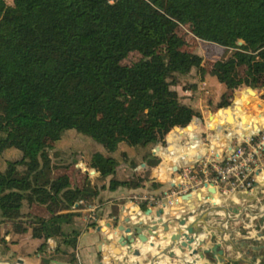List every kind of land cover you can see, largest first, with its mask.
I'll list each match as a JSON object with an SVG mask.
<instances>
[{
  "label": "trees",
  "instance_id": "obj_1",
  "mask_svg": "<svg viewBox=\"0 0 264 264\" xmlns=\"http://www.w3.org/2000/svg\"><path fill=\"white\" fill-rule=\"evenodd\" d=\"M10 1L0 0V157L8 148L20 150L21 157L6 159L0 168V224L9 223L8 233L41 239L36 250H52L44 263L60 253L75 264L79 232L66 233L63 225L80 215V201L97 197L89 177L109 190L141 187L135 176L139 165L159 160L147 146L163 143L181 112L188 113L183 125L200 116L171 88L179 75L194 70L201 78H216L228 98L219 99L214 111L229 105L233 91L264 86V0ZM174 20L187 24L198 39L233 52L208 68L200 54L185 49L188 41ZM134 51L142 60L122 63ZM244 100L243 94L236 99L238 107ZM222 112L227 111L212 118ZM262 124L264 119L256 118L252 131ZM68 129L102 149L84 157L81 186L66 173L52 176L56 164L49 150ZM121 164L130 174L120 172ZM24 201L42 206L48 216L24 213ZM140 206L148 208L147 202Z\"/></svg>",
  "mask_w": 264,
  "mask_h": 264
},
{
  "label": "crops",
  "instance_id": "obj_2",
  "mask_svg": "<svg viewBox=\"0 0 264 264\" xmlns=\"http://www.w3.org/2000/svg\"><path fill=\"white\" fill-rule=\"evenodd\" d=\"M209 76L211 77L212 75H209ZM258 88H259L258 86L253 87V92L251 94L257 93ZM221 98L223 99L228 98L227 91L225 90V88H222L221 90L220 99ZM251 98L245 97V100L244 102H242V105L240 104V107H238V105L235 106V109L232 110V114H230L229 112H222V113L217 114L218 117L217 115H215L213 118H211L212 120H210L212 121L213 126L218 125V124L222 125L220 122L221 120L227 123L231 122L232 121L231 117H233V121H232L233 124H231V126H235V127L241 126L244 123V120H251V122H253V125H254L255 121H253V119L255 118L264 119V98L256 97L254 104L251 105L250 108L245 109L244 106L247 104V102ZM229 99L230 101H232V97H230ZM180 101L188 105L193 111L200 114V116L193 115L192 118L206 117L207 114L209 113L208 110H205L207 104L203 102L202 99L201 100L200 99L191 100L190 98H187L186 100H182L180 98ZM187 118H188V113L181 112L176 119V124L174 127L184 128L185 126L189 125L192 119L189 122H187L185 125L182 124L187 120ZM196 125H199V124L196 123ZM207 125L209 127V122ZM260 126H264V124ZM192 129L193 128L191 127L185 132H182V134H184L188 138L187 134L190 131H192ZM250 131H252V129ZM229 133H230V130L228 129L227 134ZM227 134L223 136V138H220L219 141L213 140L212 146L211 147L209 146L211 149L214 150V153H213L214 158H209L208 155L201 156L204 153L205 148H203L199 142H196V146L189 147L190 149L187 150L186 149L188 147L187 144H190L192 140L190 137H189V140L187 139V142H186L187 144L185 145L187 147H184L185 149H181V150H180V146L177 144L178 140L177 139L174 140L175 150L172 153L170 152V154H165L164 152L157 151L155 148L156 145L155 146L148 145L147 149L151 152V154L157 156L159 160L157 161V163L152 162L149 167L146 166L145 163H141L139 165L140 168L136 170L135 176H136L137 181L142 184L141 187H137V188L118 187L116 190H109L107 188H100V186L103 184L102 180L95 181L94 183L97 185L99 189L98 195L94 199V202H93V205L97 207L96 214H97L98 221L95 223H96V226L97 225L104 226L105 231L102 232L100 230H96V226L94 227L95 230L102 232V236H104L108 234V227L113 221H116L117 224L123 223V221L121 220V216L124 213L129 214L132 208V206L130 208H126L124 205L128 203L129 201H133L132 195L134 194L141 195V196H147L149 198L160 200V203H154L151 201H147L148 207H151L150 203H153L151 207V214L153 215L154 218H155V212L158 210V208L161 207V203L164 201L167 202V207L164 208V213H163L164 219H167L169 213H173V215L178 217L188 212L189 211L188 203L186 201H177V200L175 201L174 198H172L170 202L169 200L171 197L170 196L168 197V195H171L172 192L177 191L180 188V186H178L180 184L179 176H180V171L183 167L185 166L186 167H196V169L199 171L201 167H203L204 162L212 161V160L213 161L222 160L227 155L230 149L235 145V142L233 139L227 140L228 139ZM229 137H232V134H230ZM101 150H96V151H101ZM120 167H121L120 172L123 175L127 176L128 174H130L131 171L124 164H121ZM251 176H253L255 179V186H256L255 193L257 195L258 200L255 197L254 198L248 197V195L243 192H235L227 197L221 196L218 191L205 192L204 190H197L195 192H191L190 203L195 205L193 217L200 215V213L205 211L207 208H211V207L222 206V207H225L227 210H229V211L216 210L212 208L207 213L204 220L200 221L199 224H197L196 227L201 228L202 231L204 229V231L208 232L206 233L207 236L204 235L205 244L198 248H201V249L209 248L216 242L221 241L220 248L223 249V256L225 257L226 261L229 259L241 261V258H243L244 261H241L243 264H249L250 262L253 264H258L259 261L263 263L262 260L264 258V254L261 253L259 250H257L259 246L258 248H256L257 251H254L255 249L253 248L257 245L262 246L264 244V241H262L263 244L258 243L257 241L260 240V238L255 237L254 240H256L257 244L248 245L253 250V253H254L253 254V253L247 252V247L243 245L244 243L242 240L248 237L241 235V233H240V236L236 235V232L234 233V238L231 239L230 237V233H233V231H231L233 230L232 227L234 225H237L240 222V221L238 222L237 219H239L238 217L239 216L241 217L243 214L246 215L247 217L249 216L248 221L246 223L247 225L246 228H249V229L246 232H249V233L255 232L256 235H258L259 233H261L260 230L264 228V220H263L264 219V191H262L264 190V156H261V159L255 165L251 173ZM82 184L83 182L78 183L76 185L81 186ZM152 184H155V185H152ZM198 191L201 192L200 197L197 196ZM203 196H207L209 198L207 205H203V202H202ZM140 203L134 202L135 205H139V206H140ZM241 204L250 205L252 214L249 213L247 215L245 211L233 212V210L236 208H239ZM103 206H108L109 209L111 208L112 214L109 212V210H107V213L109 215L107 217H103L102 214L104 213V209H105L103 208ZM262 207H263V210H262ZM142 211L144 210L141 209L140 211H135V213L143 217L146 221H149L150 218L148 216H143L141 213ZM222 213L225 214L224 219L228 217L229 227L227 230H224L218 224L219 221L222 219ZM232 217H234V219H233V222L230 223V220ZM81 219L83 220V216L81 215L74 216L70 224L63 225V229L65 230V227L68 228V226H72L73 224L74 226L70 227V229L71 230L74 229L79 232V235L77 237V245H76V253L78 256H80V248L78 247L79 237L85 231H88V229L90 228L88 225L85 224L84 221L82 222ZM260 219L261 221H259ZM131 220H132V223L135 224V219L131 217ZM2 225L3 224H0V226ZM173 225L175 227L178 226L175 223H173ZM159 231H162V230L160 229ZM173 231H174V227L171 226L170 230L167 232V235H169ZM143 233H145V231ZM10 234L11 232L8 233V235ZM25 234H15L16 236L14 240L16 244L14 243L9 244L10 248L8 247L7 250L4 249L5 251L3 250V254L2 252L0 253V259H6L10 261H16L17 259H21L23 261V264H27L24 258L22 257V254L20 253V251L23 252V248H22V244L20 243V240ZM117 234H121V232L115 229L112 235L110 234L109 236H107V240H105V243H102V245H107L110 239H116ZM29 238H28L29 242H31L33 239L31 237ZM261 239L264 240V237H262ZM158 242H161V241H157V243ZM160 244H161V247H164L165 245L168 244V242L164 241V242H161ZM99 245L97 246L96 251L93 249L94 245L92 247H88L87 252L84 253L85 258L84 260H82L84 264H92V262L96 263L97 259L95 257L98 252H101L98 248ZM139 245H140V242L138 241V239H136V242L133 246L138 247ZM120 249L123 250L122 248ZM153 250L155 251L156 249L154 248L148 251H144L140 256L133 258L134 260L133 264H146L147 260L150 258L151 254L153 253ZM47 252L52 253V250H48V247H47ZM210 253L213 259L210 260L208 257L205 256V259H203L202 262L206 260L210 261L211 263L216 261L214 254L212 252ZM253 255L256 256L255 259L253 258L254 257ZM106 259H107V256H106ZM48 264H72V263L70 262V260L67 259V256L55 254L54 257L51 258Z\"/></svg>",
  "mask_w": 264,
  "mask_h": 264
},
{
  "label": "rangeland",
  "instance_id": "obj_3",
  "mask_svg": "<svg viewBox=\"0 0 264 264\" xmlns=\"http://www.w3.org/2000/svg\"><path fill=\"white\" fill-rule=\"evenodd\" d=\"M7 2L10 3L11 1L7 0ZM246 24L251 25L252 22L250 20H247ZM174 26H175L177 33L188 41L187 45L185 46V49L200 54L203 59L202 63L205 64L208 68L211 67L212 63L215 60L222 59L224 57L226 58L234 50L233 48H230V47L225 48L220 45L213 44V43H207L206 41H202L198 39L191 33L187 24H183L177 20H174ZM140 60H142L140 53L134 51V52H130L127 55V57H125L122 60V63L129 65L133 62H139ZM258 87L259 88L257 89V93L255 94L244 93V90L246 89V87L233 91L231 95L232 101L229 102V105L214 111L213 106L220 99V93L223 88L217 82L215 77L213 76L210 77L209 75H205L204 78H201L200 75L195 73V71L193 70L190 74L179 75L177 83L171 86L172 89H175L177 91L179 98H181L182 100H186L187 98H190L191 100H199V99L201 100L202 99V101L207 104L205 110H208L209 113H212V114L222 111L224 108H231L230 109L231 111L233 108L232 103H234L236 99L239 98L240 95L242 94L245 95V97L247 98L252 97L247 102V104L244 106L245 109L250 108V106L254 104L256 97L264 98V87H262V85ZM210 100H211V104H209ZM230 114H232V111L230 112ZM207 116L200 117V121H196V120L192 121V122H195V126L199 127V129H195V132L193 131L194 129H192V131H190L187 134L188 138L187 136L181 137L180 140L178 141V145L180 147L185 146L187 144L186 142H187V139L189 140V137L192 139L191 141H194V142L200 143V140H201L200 144L202 145L203 148H205L204 149L205 151L203 150L204 153L201 156L208 155L209 158H214V154H213L214 150L210 148L212 146L213 140L219 141L220 138H223V136L227 134L228 128L230 130V133L227 134V138H229L230 134L233 133V130L231 128L236 130L239 135H243L246 133V131L251 132L250 130L252 129V125H253V122H251V120H244V123L238 127L231 126L233 122H228L225 124V126L228 127L226 130H218L216 128L210 129V128H213L214 126H213L212 121H208L210 128L208 127L207 125L208 123H206ZM232 120H233V117H232ZM255 120L256 118L253 119V121ZM196 123H198L199 125H196ZM176 136L179 138L180 134L178 135L175 134L174 138ZM193 137H195V139H193ZM231 139H233L235 143L237 142L235 137H232L229 140ZM96 150H101V147L99 143H97L92 138H88L87 140L79 139L76 136V132L74 129L64 130L61 134V138L53 142L52 147L49 150V153L51 155V163L56 164V166L54 167L52 171V176H57V175L66 173L69 176L70 181L72 183L78 184V183L84 182V177H85L84 171H86V168L85 169L83 168V167H86L84 165V157L87 154L94 152ZM20 157H21L20 150L15 149V148L6 149L3 152L2 156L0 157V168L4 166V162L6 159L14 160V159H19ZM90 171L91 170H89L87 173H89V175H93V173H91ZM89 179L87 180V182H89L92 185L95 182V179L91 177H89ZM84 204L83 206H86L88 204H93V202L87 201V202H84ZM103 208H105L104 213L102 214L103 217H107L109 215L107 213V210H109V212L112 214L111 208L109 209L108 206H103ZM21 211H23L24 213L28 212L33 215H39V216H45V217L48 216V212L42 206H38V205L28 206L25 201L23 203ZM79 213L82 216L81 212ZM248 217L244 214L241 217H239L240 222L237 225H234L232 227L233 230H231L233 231V233L236 232V235L240 236V233H241V235L248 237L244 239V242H243L245 247L250 244L256 243V240H250L256 237V233L246 232L249 228H244L242 226L244 222L248 221ZM233 219L234 217L231 218L230 223L233 222ZM81 221L83 222L82 219ZM259 221H261V219ZM2 224L3 225L0 226V253L2 252L3 254L4 249L7 250L8 247L10 248L9 244H13V243L16 244L14 240L16 236L15 234H25V233H13L9 231V233L11 232V234L13 235L11 234L8 235V230L10 229L9 223L3 222ZM72 226L74 225L72 224ZM72 226H68V228L65 227L64 231L66 233L70 232L71 231L70 227ZM260 232L264 236V228L261 229ZM29 237H30V234L26 233L25 235H23V237L20 240V243L22 244V248H23V252L20 251V253L22 254V257L24 258L25 262L27 264H32V263L46 264L44 263L43 259L49 255L47 253V250H36L42 240L38 238H32L33 240L29 242V239H30ZM262 241L264 240L260 239L257 242L262 243ZM7 242H8V246H6L5 244ZM102 243H105V240L103 239V236H102V232L96 231L95 228L90 227L88 231H85L79 237L78 247L80 248L81 258L75 252L74 253L75 254L74 255L75 264H84L82 260H84L85 258L84 253L87 252L88 247H92L94 245L93 249L96 251L97 246ZM101 254L102 252L97 253L95 257L97 261L96 263L92 262V264H125L126 262H127L126 264H133L132 259L134 257L131 256V254L129 253V250H124V254L122 257H115V258L113 257L110 261L107 260V262L105 260H102L103 254L102 256ZM54 255L55 254H51V257H54ZM59 255H63V254L59 253ZM204 255L208 257L210 260L213 259L210 252H205ZM65 256H67V259L70 260L71 258L70 255H65ZM109 258H110V255L108 256L107 259ZM262 262H264V258Z\"/></svg>",
  "mask_w": 264,
  "mask_h": 264
},
{
  "label": "water",
  "instance_id": "obj_4",
  "mask_svg": "<svg viewBox=\"0 0 264 264\" xmlns=\"http://www.w3.org/2000/svg\"><path fill=\"white\" fill-rule=\"evenodd\" d=\"M238 44H242V41H239ZM252 92H253V85L250 84L249 86L246 87L244 93H252ZM236 102L237 101L232 103V107L237 106ZM230 109L231 108H224L223 110L229 112ZM213 115L214 114L212 113L208 114L206 123H208V121L211 120ZM193 120L200 121V117H194L192 118V121ZM192 121L190 122L189 126H191L195 132V129H199V127L195 126V122ZM187 127L188 125L185 126L184 128L173 127V129H171L168 132L167 136L165 137V142L155 146L156 150L164 152L165 154H170V152L172 153L175 150V148H174V140L172 139L171 135L173 133H177L180 130L186 129ZM214 128L218 130H226L228 127L226 126L223 127V125L218 124L210 129H214ZM183 136L185 135L183 134L182 136L177 138V140L179 141L180 138ZM230 138L232 137H229L228 140ZM193 139H195V137H193ZM83 168L85 169L86 167ZM90 172L94 173V170H91ZM214 190L215 189L213 187H208V191L213 192ZM200 194L201 192L198 191L197 196L200 197ZM190 197H191V193L188 192L186 194H182L181 196L177 197V201H186L188 203V209L194 210L195 205L190 203ZM124 206L126 208H130L132 206V208L129 214L124 213L121 216V220L123 221V223L117 224L116 221H113L108 227V234L103 236V239L107 240V236H109L110 234L112 235L115 229L121 232V234H117L116 239H110L109 243L106 245L112 249L114 254L121 255L122 254V250L120 249L121 247L131 248V246L136 242V239H138L141 243V246L139 248L132 249L131 253L134 256L136 257L140 256L144 250L148 251L150 249H154V248L156 249L155 251L153 250V253L151 254L146 264H154L158 260L157 258L159 256H168L170 258L179 259L185 264H225L226 259L223 256V249L220 248L221 241H218L215 244H213L211 247L205 249L192 246V244L196 241L199 245H203L205 243L203 239H199L198 237L199 229H197L196 224L199 221L203 220L207 215V213L212 208L216 210L229 211L225 207L217 206V207L207 208L205 211L200 213V215L194 217L192 221L187 223L188 220L187 217L192 216V213H187L185 215H181L178 217L173 215V213H169L167 219H164L163 213H164V208L167 207L166 201L162 202L161 207L158 208V210L155 212V218L151 214L152 204H150L151 207H148L146 210L141 212L143 216H148L150 218L149 221H146L143 217L135 213V211H140L141 207L139 205H135L133 201H129ZM233 212H238V208L234 209ZM131 217L135 219V224L132 223ZM173 223L177 224L178 226L176 227L174 232L167 235V232L170 230V227L174 226ZM160 229L162 231H159ZM96 230H100L104 232L105 227L101 225H97ZM144 231L145 233H143ZM150 237L153 239V241H150ZM157 241H161V242L167 241L168 244L165 245L164 247H161V244L157 243ZM102 246L103 245L101 244L99 245L98 248L102 253H104L105 251H102ZM253 249L256 248L254 247ZM176 250L178 253H176ZM208 251L214 254L216 261L212 263L208 260L202 262V260L205 259L204 253ZM253 258H256V256H254ZM241 261H244V259L241 258ZM0 264H23V261L21 259H17L16 261L0 259ZM249 264H253V263L250 262Z\"/></svg>",
  "mask_w": 264,
  "mask_h": 264
},
{
  "label": "built area",
  "instance_id": "obj_5",
  "mask_svg": "<svg viewBox=\"0 0 264 264\" xmlns=\"http://www.w3.org/2000/svg\"><path fill=\"white\" fill-rule=\"evenodd\" d=\"M233 137L236 138L237 142L222 160L206 161L204 162L203 167H201L199 171L197 169L194 170L193 167L186 166L181 169L179 176L180 184L178 185L180 186V188L177 191L172 192L171 195H168V197H171L169 200L170 202L172 198H174V200L176 201L177 197L188 192L191 193L197 190H204L205 192H210L208 191V187H213L215 189L214 191H218L220 195L224 197L230 196L235 192H243L247 194L248 197H255L257 199V195L255 193V179L253 176H251V173L255 165L261 159V156H264V126L258 127L256 130H253L252 133L246 135L245 137ZM132 199L136 203L147 201L160 203L159 199H153L147 196H141L136 194L132 195ZM208 199L209 198L207 196L202 197L203 205L208 204ZM80 203L84 204L83 201H80ZM96 209L97 207L95 205L88 204L86 206L78 208L77 211L81 212L83 216V221L86 225H88V223L98 221ZM194 210H189L185 213H192V216L187 217V223L194 219ZM240 211H245L247 215L249 213L252 214L251 206L248 204H241L238 208V212ZM224 217L225 214L222 213V219L219 221L218 224L221 226V228L227 230L228 217H226L225 219ZM237 220L239 222V219ZM199 222L197 224H199ZM246 223L247 222H244L242 225L244 228H246L247 226ZM173 227L175 231L176 227ZM197 229H199V239L204 240V235L207 236L206 233L208 232L204 231V229L202 231V229L198 227ZM256 237L261 239L264 236L259 233L258 235H256ZM150 241H153L151 237ZM133 245L131 246V248L121 247L123 249L121 255L114 254L111 248L106 245H103L102 251L105 252L102 253V260H105L107 262V260L110 261L113 257H122L124 254V250H129L131 256L135 258L136 256L131 253L132 249L139 248L141 246V243L138 247H134ZM203 245H199L197 241L192 244L193 247H200ZM176 253H178L177 250ZM109 255L110 258L106 259V256L108 258ZM157 259L158 260L156 262H164L165 264H185L179 259L170 258L168 256H159Z\"/></svg>",
  "mask_w": 264,
  "mask_h": 264
},
{
  "label": "bare ground",
  "instance_id": "obj_6",
  "mask_svg": "<svg viewBox=\"0 0 264 264\" xmlns=\"http://www.w3.org/2000/svg\"><path fill=\"white\" fill-rule=\"evenodd\" d=\"M232 130H233L232 137L237 136L238 138H241V137H245L246 135H248V134L239 135L236 130H234V129H232ZM250 133H252V131L249 132V134ZM158 243H161V242H158Z\"/></svg>",
  "mask_w": 264,
  "mask_h": 264
},
{
  "label": "flooded vegetation",
  "instance_id": "obj_7",
  "mask_svg": "<svg viewBox=\"0 0 264 264\" xmlns=\"http://www.w3.org/2000/svg\"><path fill=\"white\" fill-rule=\"evenodd\" d=\"M263 244V243H262ZM258 246H259V248H258ZM255 248H258L257 250H259L261 253H263L264 254V244L261 246V245H257V246H255ZM252 250V249H251ZM256 249L254 250V251H257ZM254 254V253H253ZM254 256V255H253ZM255 259V258H254ZM258 264H264V262L263 263H258Z\"/></svg>",
  "mask_w": 264,
  "mask_h": 264
}]
</instances>
